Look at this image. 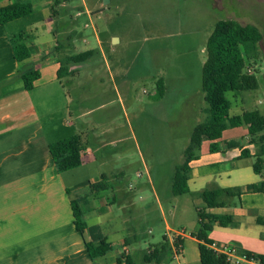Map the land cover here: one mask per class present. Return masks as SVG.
<instances>
[{
	"label": "rangeland",
	"instance_id": "374dc122",
	"mask_svg": "<svg viewBox=\"0 0 264 264\" xmlns=\"http://www.w3.org/2000/svg\"><path fill=\"white\" fill-rule=\"evenodd\" d=\"M259 2L60 0L55 6L59 15L57 29L59 21L76 22L67 26L64 35L60 34L58 39L63 47L58 56L93 51L88 60L72 65V78L80 91L75 93L71 85H66L71 95L70 108L72 111L91 109L83 120L92 129L96 124L95 130L89 132L96 131L103 144L108 141L103 132L106 128L110 130L108 134L125 138L102 146L99 152L102 168L96 163L80 170H84L86 177L94 176L98 169L106 173L107 169L113 170L115 176L110 188L99 196L105 202L115 199L109 202L111 212L107 218L118 233L136 236L131 249L151 245L160 250L163 236L170 241L177 232L195 231L197 208L205 206L197 190L237 187L255 176L249 166L256 160L254 154L264 149V142L259 140L264 131L249 135L242 125L222 133V142L235 141L254 153L239 162L237 171L228 177L224 173L216 174L213 167L210 178L200 185L191 183L192 192L175 196L170 190L171 174L182 162L192 127L206 115L201 67L206 58L207 38L219 19H236L262 31L255 57L247 58L245 68L247 73L255 74L257 88L227 92V97L231 101L230 114L257 109L264 115V9L259 7ZM244 5L256 7L257 12L251 17L241 15L248 12ZM113 37L118 41L112 42ZM114 85L121 99L117 98ZM156 100L166 103L172 114L169 120L147 117V104ZM122 102L127 115L121 109ZM207 148L208 142L204 141L196 153L199 155ZM228 152V156L234 153L233 148ZM260 158V175L264 181V154ZM229 200L232 206L239 207L238 196ZM159 256L166 257L159 251L151 263L158 264ZM134 261L147 264L142 254H136ZM175 263L172 258L167 259V264Z\"/></svg>",
	"mask_w": 264,
	"mask_h": 264
},
{
	"label": "crops",
	"instance_id": "0c3cea01",
	"mask_svg": "<svg viewBox=\"0 0 264 264\" xmlns=\"http://www.w3.org/2000/svg\"><path fill=\"white\" fill-rule=\"evenodd\" d=\"M13 1L18 0H3L0 6ZM19 1H29L33 12L0 24V264H125L126 255L134 259L136 254H142L143 259L153 247L131 249L136 236L118 233L107 218L111 212L109 202L115 199L105 202L99 196L103 190L91 191L90 184L99 181L103 174L110 188L109 183L115 176L113 170L107 169L106 173L98 169L91 177L83 176L84 170H80L96 163L102 168V156L99 155L102 146L122 142L125 138L108 134L110 130L106 128L103 132L108 141L103 144L96 131L89 132L95 130L96 124L92 129L83 120L91 109L75 108L72 111L70 108L71 95L66 85H71L75 93L80 89L75 85L72 73L65 77V81L57 78L59 63L54 46L59 15L52 13L53 0ZM17 43L29 50V56L21 61L14 58ZM29 70L39 73L30 91L25 89L20 75V72ZM115 90L117 98L121 99L117 87ZM151 103L146 106L147 117L169 120L172 114L166 103L160 100ZM121 109L125 110L123 102ZM72 135L80 138L81 165L58 172L48 145ZM219 142L220 151L209 152L207 148L190 161L188 192L193 191L191 183L200 185L210 178L214 168L216 174L224 173L228 177L239 169L238 164L244 158L241 150L247 146L237 144L230 157L228 151L231 148L225 147L227 141L222 142L221 136ZM247 149L248 156H252V150ZM252 164L249 166L251 169ZM254 175L240 186L217 188L243 189L247 184L260 183V173L254 172ZM203 190H197V193L201 195ZM232 197L222 194L218 197L220 206L206 207L203 201L205 206L197 208L213 215L231 217L230 223L224 226L214 222L209 238L219 246L227 245L235 247L236 251L241 249L264 255V193H241L238 196L239 207L232 206L229 200ZM74 200L79 201L82 218L87 225L83 231H77L74 226L71 204ZM130 230L132 232L133 229ZM191 232L193 230L189 234L177 232L170 241L163 236V242L169 244L172 255L159 256L158 264H167V259L171 258L175 264H200L197 240L190 235ZM99 239L108 244L109 250L92 259L86 244H95ZM177 239L181 240L178 246L175 245ZM144 263L152 264L151 261Z\"/></svg>",
	"mask_w": 264,
	"mask_h": 264
},
{
	"label": "trees",
	"instance_id": "16d2710c",
	"mask_svg": "<svg viewBox=\"0 0 264 264\" xmlns=\"http://www.w3.org/2000/svg\"><path fill=\"white\" fill-rule=\"evenodd\" d=\"M3 0H0L2 2ZM60 4V0H53L52 13L58 15L55 6ZM33 12V7L29 1H13L12 3L0 6V24L14 20L16 18L28 15ZM57 29V43L54 46V53L57 55L59 68L57 78L63 79L71 75L70 67L88 60L93 54L92 50L83 51L68 56H58L63 47L58 39L64 35L67 26L76 23L74 20L59 21ZM61 34V35H60ZM69 35L67 38L69 39ZM262 38L261 31L252 24H241L235 19H219L207 38L205 51L206 58L201 67V90L206 102L204 109L205 118L202 122L196 124L190 134L189 145L183 152V159L177 165L172 177L171 192L173 195H181L189 191L187 181L190 171V161L197 158L196 151L204 141L208 142V151L217 152L221 150L220 138L222 132L227 128L246 126L249 135H256L264 131V115L257 109L243 111L240 114H230L231 101L227 97V92H239L254 90L258 86V80L255 74H249L245 71L247 58L255 57L258 42ZM29 56V50L25 45L17 43L14 48V58L21 61ZM24 87L30 91L33 88V81L38 77L37 70L20 72ZM158 96V95H157ZM160 96V93H159ZM259 140L264 142V132ZM237 146L235 141L225 143L226 148ZM49 153L55 163L58 172H65L81 165L82 145L78 135H72L63 139L54 141L48 145ZM254 154L256 160L252 164L255 173H260L261 155L264 149ZM248 149L241 150V156L247 157ZM105 175L95 183L90 184L92 192H99L107 189V183L104 181ZM243 192H262L264 193V181L260 183H251L244 188H214L202 191V198L206 207H217L221 203L217 198L222 194L228 196H239ZM73 207L74 226L77 231H83L87 225L83 221L82 211L79 207V201L71 202ZM198 227L191 232V236L197 240L200 264H229L226 255L217 251L213 245L216 244L209 238L208 234L212 229L214 222L224 226L230 223L231 217L218 216L206 213L197 209ZM181 243L177 239L175 245ZM87 250L92 259L104 255L109 246L104 240H98L97 243L87 242ZM160 250L153 248L151 252L145 253L143 262L151 261L152 257L163 251L165 255H172L171 248L167 242H163ZM238 250V249H237ZM248 256H254L264 264V255L252 254L248 251L238 250ZM125 264H136L133 257L125 256ZM105 264V263H102Z\"/></svg>",
	"mask_w": 264,
	"mask_h": 264
},
{
	"label": "built area",
	"instance_id": "2783aa9c",
	"mask_svg": "<svg viewBox=\"0 0 264 264\" xmlns=\"http://www.w3.org/2000/svg\"><path fill=\"white\" fill-rule=\"evenodd\" d=\"M213 247L226 255V260L229 264H262L254 256H248L244 253H239L236 251L235 247L227 245H213Z\"/></svg>",
	"mask_w": 264,
	"mask_h": 264
},
{
	"label": "flooded vegetation",
	"instance_id": "af4514ba",
	"mask_svg": "<svg viewBox=\"0 0 264 264\" xmlns=\"http://www.w3.org/2000/svg\"><path fill=\"white\" fill-rule=\"evenodd\" d=\"M259 7L261 8V9H264V0H260V2H259ZM244 8L245 9H247V13H241V15H245V16H249V17H251L252 16V14L253 13H256L257 11H256V7L254 8V7H251V6H247V5H244ZM255 10V11H254ZM226 11V10H225ZM227 12V11H226ZM228 13V12H227ZM240 15V16H241ZM236 20V19H235ZM238 21V20H237ZM239 22V21H238ZM255 26V25H254ZM257 27V26H256ZM258 28V27H257ZM259 29V28H258ZM260 30V29H259ZM261 31V30H260ZM261 33H262V31H261ZM262 36H263V34H262ZM262 39V38H261Z\"/></svg>",
	"mask_w": 264,
	"mask_h": 264
},
{
	"label": "water",
	"instance_id": "95a60500",
	"mask_svg": "<svg viewBox=\"0 0 264 264\" xmlns=\"http://www.w3.org/2000/svg\"><path fill=\"white\" fill-rule=\"evenodd\" d=\"M105 1H107V0H105ZM115 41H118V38L117 37H113L112 38V42H115Z\"/></svg>",
	"mask_w": 264,
	"mask_h": 264
}]
</instances>
